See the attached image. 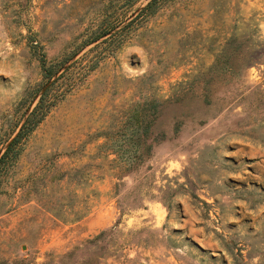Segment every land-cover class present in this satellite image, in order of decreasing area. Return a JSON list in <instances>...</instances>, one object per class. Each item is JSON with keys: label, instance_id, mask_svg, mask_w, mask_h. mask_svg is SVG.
Wrapping results in <instances>:
<instances>
[{"label": "rangeland", "instance_id": "obj_1", "mask_svg": "<svg viewBox=\"0 0 264 264\" xmlns=\"http://www.w3.org/2000/svg\"><path fill=\"white\" fill-rule=\"evenodd\" d=\"M14 139L0 264H264V0H0Z\"/></svg>", "mask_w": 264, "mask_h": 264}, {"label": "trees", "instance_id": "obj_2", "mask_svg": "<svg viewBox=\"0 0 264 264\" xmlns=\"http://www.w3.org/2000/svg\"><path fill=\"white\" fill-rule=\"evenodd\" d=\"M107 31H103V32H100L99 34L95 35L90 41V42H93L99 38H101ZM87 44V43H86ZM60 69V66L59 67H56L55 65L53 64H50L48 65L46 63V61L44 60L43 63H42V71H43V75L44 77L49 81L51 78H53L58 70ZM59 77H55L54 80H57L59 79ZM53 80V81H54ZM47 91H44V93H42V95L40 96L39 98V101L38 103L35 105L34 109L32 110V112L29 114V116L26 118L23 126H22V129H24L25 127L29 126L31 124V129L32 127H34L46 114V112H48L50 106L48 104L45 103L44 101V98L45 96L47 95ZM52 105V104H51ZM38 114V117L37 119L33 120V116L37 115ZM30 128V126H29ZM21 136V133L18 134V138ZM17 139V138H16ZM16 139H14V141H12L10 143V145L7 147L6 151L2 154L1 158H0V161L3 159V157L7 154V151L10 149L11 145H13L15 142Z\"/></svg>", "mask_w": 264, "mask_h": 264}]
</instances>
